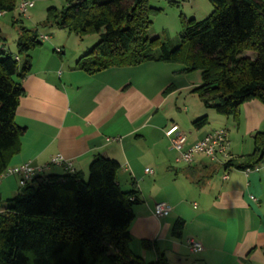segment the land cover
<instances>
[{
  "label": "crops",
  "instance_id": "1",
  "mask_svg": "<svg viewBox=\"0 0 264 264\" xmlns=\"http://www.w3.org/2000/svg\"><path fill=\"white\" fill-rule=\"evenodd\" d=\"M43 44L31 51L32 70L22 81L25 96L15 121L24 135L8 168L28 163L43 167L61 156L88 177L97 156L116 160L120 189L139 193L129 245L145 264L162 256L167 264H264V167L227 168V162L253 153V135L264 128L262 102H245L238 118L224 117L220 129L209 123L197 129L193 123L212 112L194 92L202 75L185 71L182 63L115 65L95 72L80 67L90 51L83 43L71 54L65 47ZM183 94L188 97L181 99ZM190 98L193 108L188 107ZM173 125L187 134L185 148L226 129L228 151L215 161L198 156L190 165H178V153L165 135ZM50 174L68 172L55 165ZM20 190L18 177L1 179L0 212ZM160 202L172 207L161 219L154 215ZM178 222L183 227L175 235ZM188 239L202 244L201 253L190 251ZM144 242L151 247L146 249Z\"/></svg>",
  "mask_w": 264,
  "mask_h": 264
},
{
  "label": "trees",
  "instance_id": "2",
  "mask_svg": "<svg viewBox=\"0 0 264 264\" xmlns=\"http://www.w3.org/2000/svg\"><path fill=\"white\" fill-rule=\"evenodd\" d=\"M210 1L214 9L210 17L183 20L175 48L166 37H147L150 17L157 13L148 7L149 0H67V7L51 16L82 39L98 36L80 67L97 72L115 65L182 63L189 73L201 72L202 85L194 92L206 108L238 118L245 102L264 104V0ZM15 8L14 0H0L1 13ZM21 31L18 55L4 46L0 52V176L24 135L15 121L25 96L22 81L32 70L31 51L43 44L35 32ZM248 51L254 58L246 56ZM207 124L204 116L193 126L203 129ZM253 149L252 154L227 162V168L248 170L264 162V128L253 135ZM119 170L116 160L97 156L88 177L77 172L43 175L21 188L0 213V264H145L129 245L139 193L120 189ZM182 227L183 222L176 223L174 234ZM153 264L167 261L162 256Z\"/></svg>",
  "mask_w": 264,
  "mask_h": 264
},
{
  "label": "rangeland",
  "instance_id": "3",
  "mask_svg": "<svg viewBox=\"0 0 264 264\" xmlns=\"http://www.w3.org/2000/svg\"><path fill=\"white\" fill-rule=\"evenodd\" d=\"M23 2L35 4V7L30 9L26 16L21 15L19 10ZM14 4L16 5L14 11L0 16L2 32L0 36V52L2 51L1 47L4 46L8 53L18 55L20 32L24 28L35 32L39 37L41 35L51 37L50 43H44L42 48H50L52 46L54 49H63L65 47L68 54H71L82 43L84 47L92 50L99 42L96 34H88L80 41V37L71 33L68 29L61 28L54 21L51 15L55 12L60 13L61 10L66 8L68 5L67 0H14ZM148 7L157 10V13H153L150 17L151 27L147 31V37L152 40L157 37L161 39L166 37L172 48L179 45L180 35L183 32V20L194 19L197 22H201L214 12L210 0H175L173 2L169 0H149ZM246 56L252 59L255 55L248 51ZM19 57L24 58L22 55ZM191 74L199 77L202 75L200 71H193ZM187 97V94H183L181 99H186ZM187 101H189L188 107L192 105L193 108V100L190 98ZM209 111L212 112L211 117L208 116L210 125H213L215 129L225 126L224 121L227 116L219 115L213 109H209ZM185 114L187 113L182 111V118H184ZM202 116L205 115L200 117ZM222 121L223 125H221Z\"/></svg>",
  "mask_w": 264,
  "mask_h": 264
},
{
  "label": "built area",
  "instance_id": "4",
  "mask_svg": "<svg viewBox=\"0 0 264 264\" xmlns=\"http://www.w3.org/2000/svg\"><path fill=\"white\" fill-rule=\"evenodd\" d=\"M175 1V0H169ZM35 7V4L30 2H23L19 8L21 15L26 16L28 11ZM5 13L0 12V16H3ZM41 42H49L50 38L47 36H40ZM58 54L61 53V50L57 49ZM166 138L170 141L171 148L178 153L175 163L178 165H190L192 164L198 156H204L210 160H217L219 156L227 153V148L229 145V137L226 129H221L209 133L204 139L196 142V144L185 148L188 141L187 134L182 133L180 127L173 125L166 132ZM55 165H62L65 167V170L69 173H75L76 170L73 167V163L67 161L64 157L57 156L51 161L50 164L44 165L43 167L34 166L32 163L19 165L14 168H7L4 171V174L0 176V181L6 176H15L19 179V185L21 188L27 187L35 178L43 177L46 175L48 170ZM264 167V162L262 163ZM147 173H153L152 170L147 169ZM224 179L228 176L223 175ZM254 200V197H251ZM1 213V212H0ZM172 213V207L165 203L160 202L156 204L154 209V215L156 218H165ZM188 248L191 252L198 254L203 250L201 243L195 241L194 239L187 240Z\"/></svg>",
  "mask_w": 264,
  "mask_h": 264
},
{
  "label": "water",
  "instance_id": "5",
  "mask_svg": "<svg viewBox=\"0 0 264 264\" xmlns=\"http://www.w3.org/2000/svg\"><path fill=\"white\" fill-rule=\"evenodd\" d=\"M220 104H221V100H220V101L218 100V101L215 102L214 105H215L216 107H218V106H220Z\"/></svg>",
  "mask_w": 264,
  "mask_h": 264
}]
</instances>
